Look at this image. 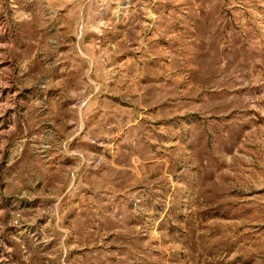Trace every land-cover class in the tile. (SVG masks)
<instances>
[{
	"label": "rangeland",
	"instance_id": "374dc122",
	"mask_svg": "<svg viewBox=\"0 0 264 264\" xmlns=\"http://www.w3.org/2000/svg\"><path fill=\"white\" fill-rule=\"evenodd\" d=\"M0 264H264V0H0Z\"/></svg>",
	"mask_w": 264,
	"mask_h": 264
}]
</instances>
